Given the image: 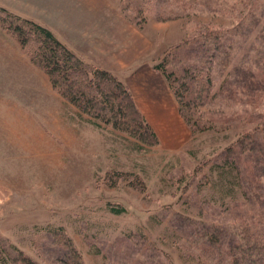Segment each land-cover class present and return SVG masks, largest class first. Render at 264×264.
Masks as SVG:
<instances>
[{"label":"rangeland","instance_id":"374dc122","mask_svg":"<svg viewBox=\"0 0 264 264\" xmlns=\"http://www.w3.org/2000/svg\"><path fill=\"white\" fill-rule=\"evenodd\" d=\"M252 4L264 9V0H96L85 15L74 6L52 17L40 0H0V8L47 27L80 59L121 80L157 137L138 149L133 137L94 126L29 62L5 29L15 21L0 19V63L8 68L0 73V264L21 256L38 264H219L231 231L264 218L241 165V187L223 199L209 169L254 126L247 117L264 120V80L235 93L236 104L216 82L206 105L182 109L154 69L164 62L181 74L208 28L242 22L248 32ZM251 24L239 53L258 34L260 22ZM146 70L152 77L143 81Z\"/></svg>","mask_w":264,"mask_h":264},{"label":"trees","instance_id":"16d2710c","mask_svg":"<svg viewBox=\"0 0 264 264\" xmlns=\"http://www.w3.org/2000/svg\"><path fill=\"white\" fill-rule=\"evenodd\" d=\"M262 12L264 9H259L255 4L248 7L247 14L250 16L244 20L248 32L240 30V22L228 29L208 28L199 34L193 63L183 67L181 74L167 71L164 62L154 66L165 78L180 108L206 105L217 96L216 91L214 93L212 90L216 82L218 93H228V99L236 104L235 97L241 93L240 89L243 91L245 86H257L264 80V41L254 40L259 33L264 35ZM6 16L15 23L12 28L6 25L5 29L16 35L30 61L45 72L51 87L62 98L91 118L94 126L103 124L133 137L143 144L138 149L157 144L156 134L140 112L129 88L121 80L109 71L80 59L47 27L0 8V19L4 21ZM257 22H260L256 31L258 34L239 53L243 41L254 30L251 23ZM247 54H252L251 58L247 59ZM215 77L220 78L214 81ZM248 103L252 101L249 99L245 102L246 105ZM183 118L187 124L190 123L189 116L184 114ZM258 120V114L247 117V124L254 126L228 144L224 150V160L213 163L209 169L213 174L216 172L213 182L220 187L219 198L223 199L241 187V165L247 174L244 188L255 193L260 206L264 208V120ZM122 211L111 209L114 214ZM229 242L231 244L220 256L219 264H264V218L253 225L235 227ZM11 261L14 264H38L28 256Z\"/></svg>","mask_w":264,"mask_h":264},{"label":"crops","instance_id":"0c3cea01","mask_svg":"<svg viewBox=\"0 0 264 264\" xmlns=\"http://www.w3.org/2000/svg\"><path fill=\"white\" fill-rule=\"evenodd\" d=\"M40 1H41L42 4H44V6H42L43 9L46 10L47 14L51 15L52 17H55L53 14H57L59 16L60 15H63V12L64 11H67L69 13L72 12V10H75L76 11V8L77 7H78L77 10L78 11L80 10L81 11V14L83 13V15H85V10L87 9L86 8V4H88V2H90V3H93V2L96 3V0H58L57 1V5H55L54 0H40ZM74 6H76V8H73ZM79 15L80 14L77 13V16L76 17H79L81 19L82 16H79ZM81 20L84 22L85 18L82 17ZM81 20H80V22H81ZM77 22H79V20H77ZM68 25L71 26V24H68ZM80 27H83V25L82 26L80 25ZM77 28H78V26H77ZM29 62H31V61L29 60ZM29 62H27V66H30ZM8 65H11V64H8ZM0 66L3 69V70H0V73L6 74L7 73L6 70H8V68L5 69V67L7 66V61L6 62L5 61L1 62L0 63ZM144 74L141 77V79L143 81L145 80V78L149 79V78L152 77V75H151L152 73L150 71H148V70L144 71Z\"/></svg>","mask_w":264,"mask_h":264}]
</instances>
